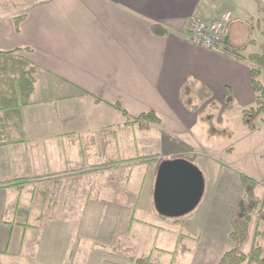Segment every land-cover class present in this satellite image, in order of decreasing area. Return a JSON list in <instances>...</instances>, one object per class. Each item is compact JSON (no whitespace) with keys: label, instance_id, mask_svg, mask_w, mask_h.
<instances>
[{"label":"crops","instance_id":"obj_1","mask_svg":"<svg viewBox=\"0 0 264 264\" xmlns=\"http://www.w3.org/2000/svg\"><path fill=\"white\" fill-rule=\"evenodd\" d=\"M226 11L225 51L193 45L191 19L212 22ZM261 14V0L0 5V52L22 49L34 68L29 103L18 115L0 111V264H220L241 196L236 174L206 160L217 179L182 218L160 216L154 191L166 161L206 172L197 150L210 106L185 108V83L210 89L222 110L229 94L235 105L257 104L250 58L264 53ZM248 16L259 18L256 27ZM154 25L167 33L154 34ZM118 106L130 121L154 112L161 124L140 130ZM82 219L93 222L87 238L70 224L58 228ZM117 236L126 244L113 245Z\"/></svg>","mask_w":264,"mask_h":264},{"label":"trees","instance_id":"obj_2","mask_svg":"<svg viewBox=\"0 0 264 264\" xmlns=\"http://www.w3.org/2000/svg\"><path fill=\"white\" fill-rule=\"evenodd\" d=\"M8 1V0H0ZM154 34L163 36L167 30L161 25L152 27ZM264 48V46H263ZM22 49L0 52V111L8 114L18 115V109L29 103L30 97L34 91V68L29 61L17 56ZM251 61L255 66L251 67L253 79V88L257 94V110L252 109L250 112L244 113V123L254 128L252 120L264 111V87L261 85L259 78L264 70V53L262 55L251 56ZM189 93L190 103H185V95ZM183 105L192 112H197L201 105L209 103L212 111L216 110V104L211 102L213 93L205 86H199L196 81H188L181 90ZM195 102V103H194ZM225 107L227 110L234 109V98L229 94L227 96ZM123 115L130 121L128 112L121 106L117 107ZM248 113H251L252 116ZM214 114L208 113L201 120L208 123L209 119H213ZM129 123V122H127ZM140 130H150L153 125H160L161 119L154 112L143 113L133 120ZM6 117L0 116V146L6 143L7 132ZM241 183L243 186V198L233 209L231 232L229 239L235 244L232 250L225 252L220 264H243L247 261V256L241 252V247L249 238V232L253 223V213L259 209L261 201L256 194L257 182L253 179L241 175ZM264 221V216L262 217ZM259 249H254L251 253V260H260Z\"/></svg>","mask_w":264,"mask_h":264},{"label":"rangeland","instance_id":"obj_3","mask_svg":"<svg viewBox=\"0 0 264 264\" xmlns=\"http://www.w3.org/2000/svg\"><path fill=\"white\" fill-rule=\"evenodd\" d=\"M18 1L20 0H16L17 5ZM31 2H34V0H31ZM2 4L6 5L8 4V1H0V5ZM261 7L263 8V14H261L259 18L262 20V31L264 32V0H261ZM259 18L248 16L247 21L249 24H254V27H256ZM261 35V33H258V45L261 41ZM259 81L264 87V74L260 76ZM184 98L185 103L189 104V93H186ZM221 105L222 104H216V107L218 108L215 111L213 110L215 112L213 119H209L207 127L204 126L205 132L202 134V137L200 135L199 142L201 146H198L197 154L198 157L202 159V161L200 160L199 162L204 167L203 171H206L202 172L206 173L203 174V176L205 175V185L207 188H210L212 181L217 179L216 173L211 170L210 166L206 165V160H210L212 158L217 159L224 168L234 172V174H236L239 178L238 188L241 193L239 201L243 198L244 194L240 179L241 175L249 177L257 182L256 194L260 199L261 204L259 209L253 213V223L249 232V238L241 247V252L248 258L243 264H264V221L262 220L264 215L261 212L263 191L258 184L264 174V111H261L252 120L254 128H250L249 125L244 123V113L250 112L252 109L257 110L258 107L261 106L254 104L253 106L245 108L242 104H237L232 111H227L225 109L222 110ZM262 106H264V104ZM206 111L207 112H205V114L213 112L210 108ZM248 114L250 117L252 116L251 113ZM132 122L133 121H130L129 124H135ZM143 161L146 160L143 159ZM111 165H115V162H112ZM57 222L58 228L61 232L69 231L68 227H62V223L70 224L69 226L74 228L77 231V234L82 232L79 235L83 238H87V232L92 231L91 223L93 222L88 221L87 219ZM101 223L102 222H97V224H95L96 227H101L103 224ZM113 243V245H123L126 244V241L121 239L120 236H117L113 239ZM234 247L235 244L230 240L226 246V251L232 250ZM257 248L260 251V260H263V262H260L259 260H251L250 258L252 251Z\"/></svg>","mask_w":264,"mask_h":264},{"label":"water","instance_id":"obj_4","mask_svg":"<svg viewBox=\"0 0 264 264\" xmlns=\"http://www.w3.org/2000/svg\"><path fill=\"white\" fill-rule=\"evenodd\" d=\"M205 192L203 173L184 159L164 162L158 171L154 205L164 218L177 219L192 213Z\"/></svg>","mask_w":264,"mask_h":264},{"label":"built area","instance_id":"obj_5","mask_svg":"<svg viewBox=\"0 0 264 264\" xmlns=\"http://www.w3.org/2000/svg\"><path fill=\"white\" fill-rule=\"evenodd\" d=\"M232 19L233 13L231 11H226L221 18L212 22L200 17L192 18L189 23L192 44L206 49L225 51L226 32ZM258 184L263 190L261 212L264 215V174Z\"/></svg>","mask_w":264,"mask_h":264}]
</instances>
